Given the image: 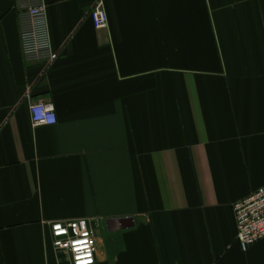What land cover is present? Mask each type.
<instances>
[{"label":"crops","instance_id":"1","mask_svg":"<svg viewBox=\"0 0 264 264\" xmlns=\"http://www.w3.org/2000/svg\"><path fill=\"white\" fill-rule=\"evenodd\" d=\"M41 1L51 50L26 58L0 0V264H66L50 224L79 220L94 264H264L233 215L264 187V0Z\"/></svg>","mask_w":264,"mask_h":264},{"label":"built area","instance_id":"2","mask_svg":"<svg viewBox=\"0 0 264 264\" xmlns=\"http://www.w3.org/2000/svg\"><path fill=\"white\" fill-rule=\"evenodd\" d=\"M25 10L26 28L20 35L21 54L26 58L48 55L51 50L46 6L41 0H20ZM90 20L96 30L107 27V14L101 4L90 12ZM29 118L33 128L55 125L56 116L44 103L29 106ZM236 242L242 252L264 240V187L233 206ZM52 248L66 253V264L95 263V228L89 220L56 222L50 224Z\"/></svg>","mask_w":264,"mask_h":264}]
</instances>
